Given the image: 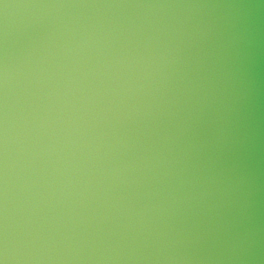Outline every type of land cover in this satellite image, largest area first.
I'll return each mask as SVG.
<instances>
[{
  "label": "water",
  "instance_id": "95a60500",
  "mask_svg": "<svg viewBox=\"0 0 264 264\" xmlns=\"http://www.w3.org/2000/svg\"><path fill=\"white\" fill-rule=\"evenodd\" d=\"M0 264H264V0H0Z\"/></svg>",
  "mask_w": 264,
  "mask_h": 264
}]
</instances>
